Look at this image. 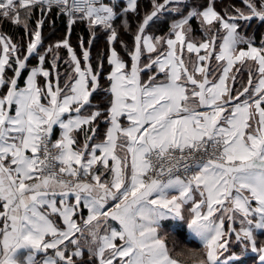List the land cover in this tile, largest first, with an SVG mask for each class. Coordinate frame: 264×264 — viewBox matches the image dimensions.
Instances as JSON below:
<instances>
[{"label":"snow or ice","instance_id":"1","mask_svg":"<svg viewBox=\"0 0 264 264\" xmlns=\"http://www.w3.org/2000/svg\"><path fill=\"white\" fill-rule=\"evenodd\" d=\"M151 5L130 45L119 28L130 31L138 0H0V20L24 29L0 34V264H176L154 226L164 211L203 237V264L233 244L230 256L250 250L264 264L251 227L264 228V0ZM166 12L179 18L148 33ZM57 19L64 35L45 48ZM78 24L89 33L79 51ZM98 29L106 51L93 64Z\"/></svg>","mask_w":264,"mask_h":264},{"label":"crops","instance_id":"2","mask_svg":"<svg viewBox=\"0 0 264 264\" xmlns=\"http://www.w3.org/2000/svg\"><path fill=\"white\" fill-rule=\"evenodd\" d=\"M149 1H151V0H149ZM105 2H109V0H105ZM124 2H125V0H119V3L121 6L124 5ZM138 2H139V7H140V3L142 1L138 0ZM239 2H240V5L238 7H245V5H243V0H239ZM141 6L143 7V3H141ZM232 9L234 11L235 7H232ZM217 11H219V10L217 9ZM132 14L135 15V13H129V15H128V22H129V26H130V31L126 32L122 26L119 28V32L121 33L124 31V33L126 34L125 36H129V34H133L134 31L136 30L138 24L143 20V17H144L143 16V17H141V18H139V19H137L131 23V19L133 18L131 16ZM221 14H223V13H221ZM37 15H38V10H37ZM164 18L168 19V28H169L171 20L172 19H178L179 16L173 18V17H171V15L169 13H166V14H164ZM122 19H123L122 17L117 18L116 23L121 24ZM58 20L59 19L54 21V25L53 24H46L43 28V35H44L43 46L45 48L50 43H55V41L57 39H59V37L57 36V33L54 32V30H56V27L58 25V22H59ZM4 21H8V20H4ZM192 21H194V23L197 24V27H198V28L196 27L197 31H196V28H194V24L192 23ZM192 21H191V24L193 26V35L196 37H201L202 33L200 32V30H198L199 29L198 22L195 19H193ZM2 23H5V22H3V20H0V34H6L7 36L11 37L14 41L19 40L23 36V33H24L23 26L18 27V33H17V30L14 32L12 28H11L12 30L11 29L4 30L3 27L1 28ZM6 23H8L9 25H12L11 22H9V21ZM34 23H35L34 19L32 21H30V24L32 26H34ZM131 24L135 25V27L132 28ZM13 26L14 25H12V27ZM168 28L165 32L168 31ZM97 31H100V30L98 29ZM147 32L148 33L154 32L157 35L165 33V32H161V28L158 27V24L155 21L150 22V25L147 28ZM104 39L106 40V36L104 37ZM72 46L77 51L79 50V48L75 44L72 43ZM25 47H26V45H25ZM115 47H116V45H115ZM116 49H117L118 54H119V50L117 47H116ZM185 52H186V49H185ZM119 55L122 58H124L126 60V62H128V66L130 68V57L128 56V53L126 52L127 57L123 56L122 54H119ZM192 55L194 56L195 54H192ZM61 56H62V60H61L62 66L60 69L61 72H64L65 69H67L68 71H71V69L68 68L67 64H64V62H63V58H66V56H67L66 50H62ZM81 59H82V57H81ZM146 59H147V54H145V56L142 57V60H146ZM185 59H187V56L185 57ZM36 62L37 61L35 59H31L29 61V64L33 65ZM105 64L107 65L106 57H105ZM48 66L50 67V65H48ZM6 75L12 76L13 73L10 69H6ZM26 75H27V72H24L22 74V77L19 78V80H18L19 86H21V87L23 86L24 78H26ZM142 76L146 79L147 78V72L145 71L142 74ZM246 76H247V69L245 68V70H244L245 82H246ZM239 78L240 77L238 75L237 79L239 80ZM38 81L40 83H43V78L38 77ZM62 85H63V78L61 79V86ZM239 87H240L239 83L234 85V88H239ZM3 91H6V89H0V92H3ZM233 94H235V92H233ZM42 102H44V101H42ZM13 111H14V106H13ZM102 127H104V126L102 125ZM58 136H59V129H58V127H56L53 139L57 138ZM117 151H118L119 155H123V152L119 151V149ZM196 197L198 198V193L196 194ZM252 203L255 204V201H252ZM182 207H187V205H184ZM2 210H3V207H2V204H0V211H2ZM81 216L86 218V216H87V210L86 209L82 210V212L80 214H78L76 217L78 224L83 226L82 220L80 219ZM57 223L61 224V226H62V221H60L58 217H57ZM112 223L114 226L118 227V225H116L115 222H112ZM226 225H227V221H225V227H226ZM154 226L158 228V232H157L158 235H160L161 232L168 233V234L174 236L179 242L185 244V242L177 235V231H179V235L181 234L183 236V234H184L190 240L195 241L199 246L202 247L203 237L201 235L197 234V232H195L192 228L189 227L188 222H187V218L183 215L178 217L175 214H170V213H167L166 211H164V214L160 216V218L156 221ZM235 227L238 228L239 224H236ZM251 227H252V230L254 231L255 237L258 239V242H259V240H264V228H256L254 224ZM76 235L78 236L79 233H77ZM85 235H87L86 232H85ZM116 242L119 243V241H116ZM167 246L172 247V243L170 240L167 241ZM84 251H85V259H86L87 258V251H86V249ZM239 251H240V246L238 244L231 245V252L225 253V256L223 258H221V260L219 261V264H236L237 260H240L241 264H256V254L250 250L245 251L242 255H238L236 257L230 256L232 252L239 253ZM48 253L53 254V251L50 249V250H48ZM43 255H44L43 253H38L37 259H40ZM170 255H172V254L170 253ZM89 264H90V262H89Z\"/></svg>","mask_w":264,"mask_h":264},{"label":"trees","instance_id":"3","mask_svg":"<svg viewBox=\"0 0 264 264\" xmlns=\"http://www.w3.org/2000/svg\"><path fill=\"white\" fill-rule=\"evenodd\" d=\"M140 1H142L141 3H143V7L141 6V3H140V7L138 9V13H135V15L134 14L131 15L133 17L131 19V23L133 21H135V20L143 17L146 13H149L151 11V7H152L151 1H149V0H140ZM160 2H162V0H160ZM192 3L193 4L196 3V0H192ZM220 3H221V0H218V5ZM222 3H223L224 6H227V5L231 4L232 7H238L240 5L239 0H222ZM217 9L221 13H223V11H224V8L223 7H220V6H218ZM170 15L173 18H175V17L178 16L177 14H170ZM58 21H59L58 22V25L56 27V30H54V32H56L57 33V36L60 38V37H62L64 35L65 25L60 20H58ZM3 22H5V23H2L1 28L3 27L4 30H8V29H11L12 28L14 32L17 30V33H18V27H15V26L12 27V25H9L8 23H6L8 21H4L3 20ZM192 23L194 24V28H196L197 27V24H195L194 21H192ZM157 24H158V27L161 28V32H165L167 30V28H168V19L163 18L162 20H160L159 22H157ZM131 27L133 28V27H135V25L131 24ZM197 28H196V31H197ZM120 34H121V38L124 39V40H126L131 45L132 39H133V34H129V36H125L126 34L124 33V31L121 32ZM81 35H83L84 38H85V40H86L88 38V36H89L88 29H87V26L86 25H79L78 24L75 27V30L72 32V36H71V42L73 44H75L78 48H79V40H78V38ZM104 37H105V35L103 33H101L100 31H98V39H96L95 44L91 48V52H92V63L93 64L96 63V55H97V52L98 51H106V40L104 39ZM115 45H116V47L119 50V54H122L123 56H126L127 57V55H126V52L127 51L120 45V43L119 42H116ZM105 66L107 67L106 64H105ZM177 235L188 246L194 247V248H200L201 247L195 241L190 240L184 234H183V236L181 234L179 235V231H177Z\"/></svg>","mask_w":264,"mask_h":264},{"label":"clouds","instance_id":"4","mask_svg":"<svg viewBox=\"0 0 264 264\" xmlns=\"http://www.w3.org/2000/svg\"><path fill=\"white\" fill-rule=\"evenodd\" d=\"M177 216L179 217V215ZM155 228L158 232V228ZM159 236L165 241H171L172 247L167 246V250L172 254L171 258L176 261V264H203L202 248H194L183 244L168 233L161 232Z\"/></svg>","mask_w":264,"mask_h":264}]
</instances>
